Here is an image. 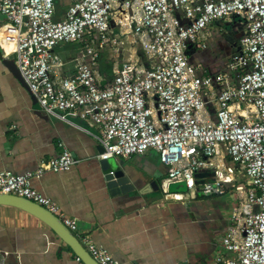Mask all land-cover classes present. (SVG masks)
Returning <instances> with one entry per match:
<instances>
[{"label":"built area","instance_id":"1","mask_svg":"<svg viewBox=\"0 0 264 264\" xmlns=\"http://www.w3.org/2000/svg\"><path fill=\"white\" fill-rule=\"evenodd\" d=\"M61 1L69 5L56 19L57 0H0L7 18L0 44L15 55L41 110L89 132L102 146L101 160L157 151L169 168L162 181L166 201L225 194L237 181L228 156L248 188L237 186L224 250L212 264H264V0ZM230 17L245 25L238 51L224 70L199 74L189 51L207 46L211 22ZM73 40L84 44V52L69 72L55 46ZM104 51L113 53L107 59L111 73L100 65ZM59 145L60 154L33 171L0 168V193L40 204L75 232L77 220L30 184L78 162ZM202 169L214 170L211 180L199 177ZM183 182L187 191H170ZM85 242L100 264H122L107 248Z\"/></svg>","mask_w":264,"mask_h":264},{"label":"crops","instance_id":"2","mask_svg":"<svg viewBox=\"0 0 264 264\" xmlns=\"http://www.w3.org/2000/svg\"><path fill=\"white\" fill-rule=\"evenodd\" d=\"M6 23L0 11V36ZM236 47L233 55L239 44ZM3 50L0 44V168L16 173L33 171L42 161L57 157L63 142L78 162L67 171H46L31 178L30 184L77 220L74 233L87 251L85 238H90L122 264H212L224 250L222 240L233 209L218 197L235 203L237 182L228 183L225 194L198 193L189 200L166 201L162 181L169 168L157 151L149 149L128 158L107 159L114 170L124 171L132 186V190L112 195L103 160L98 157L100 143L87 131L42 110L39 113L29 89L5 65L4 60L10 57ZM229 61L198 72H220ZM102 70L111 73L110 66ZM209 110L214 118V108ZM213 174V169L198 173L206 180ZM0 250V264H86L77 260L74 249L44 221L8 204H0Z\"/></svg>","mask_w":264,"mask_h":264},{"label":"rangeland","instance_id":"3","mask_svg":"<svg viewBox=\"0 0 264 264\" xmlns=\"http://www.w3.org/2000/svg\"><path fill=\"white\" fill-rule=\"evenodd\" d=\"M68 5L69 2L67 1H61V4H59L57 0V14L55 16L56 19L60 18V15H64L66 13ZM244 30V22L238 17H230L227 20L211 22L208 30L206 31L208 46L206 48L194 46L191 49L189 55L190 62L199 68V72H201L203 69H215L216 66L220 67L227 64V61H229V58L232 57L233 52L237 50L236 45L239 44ZM3 49L4 53L7 54L11 59H15V55L11 54L7 48L3 47ZM55 52L61 57L63 61L66 62L67 68L75 69V65L77 64L76 58L81 56V54L84 52V44L79 40H73L71 42H61L60 44L55 46ZM140 54L142 56H145V53L142 49L140 50ZM112 55V51H104L102 53L103 57L100 63L102 68L108 66L111 67V65L107 63V59L112 58ZM124 57H126V54L124 55ZM227 159V167L237 176V186L238 184H241L247 189V177H245L242 172L238 171V167L234 162ZM234 195L237 200L235 203H227V201L224 200V197L222 196L218 197V199L220 202L222 201L226 203L227 208L230 207L232 209L239 202L238 194L234 192Z\"/></svg>","mask_w":264,"mask_h":264},{"label":"water","instance_id":"4","mask_svg":"<svg viewBox=\"0 0 264 264\" xmlns=\"http://www.w3.org/2000/svg\"><path fill=\"white\" fill-rule=\"evenodd\" d=\"M191 50L189 51L190 54ZM5 65L11 69L14 75L29 89L27 83L22 78L14 59L7 58L4 60ZM30 91V90H29ZM33 96V95H32ZM34 107L37 108L38 112H41V107L38 100L33 96ZM102 168L106 173L105 179L107 181V187L112 195L125 193L132 190L128 179L124 176V171L114 170L107 160H103ZM158 189V187H157ZM170 191L172 192H185L187 191L186 184L183 183H173L170 185ZM0 204L13 205L28 211L44 221L49 225L74 251L81 260L86 264H100L97 262L91 254L85 249L77 235L70 230L63 221L54 213L47 210L45 207L33 202L30 199L13 195L0 193Z\"/></svg>","mask_w":264,"mask_h":264},{"label":"trees","instance_id":"5","mask_svg":"<svg viewBox=\"0 0 264 264\" xmlns=\"http://www.w3.org/2000/svg\"><path fill=\"white\" fill-rule=\"evenodd\" d=\"M228 160H230L229 157H228Z\"/></svg>","mask_w":264,"mask_h":264}]
</instances>
